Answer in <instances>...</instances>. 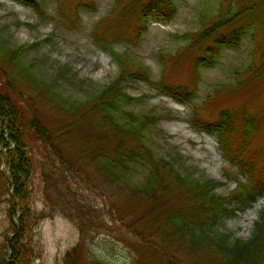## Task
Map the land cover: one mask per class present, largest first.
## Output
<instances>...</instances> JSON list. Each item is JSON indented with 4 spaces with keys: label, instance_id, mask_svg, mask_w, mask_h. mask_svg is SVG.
<instances>
[{
    "label": "trees",
    "instance_id": "trees-1",
    "mask_svg": "<svg viewBox=\"0 0 264 264\" xmlns=\"http://www.w3.org/2000/svg\"><path fill=\"white\" fill-rule=\"evenodd\" d=\"M18 1L41 9L39 0ZM57 6L59 14L65 16L69 7L77 12L93 6V0H57ZM176 10V0H118L116 21L105 30L101 29L110 18L98 24L96 41L102 45L139 41L153 14L169 20ZM263 16L264 0H244L238 8L210 19L199 31L186 33L187 44L178 52L160 54L163 70L155 81H151L145 66L113 50L121 67L120 75L81 102L61 99L52 84L22 65L24 51L38 42L14 49L7 46L0 31V143L10 172L8 180L14 188L15 215L18 209L21 212L7 238L12 255L4 264H30L27 233L34 221L47 217L35 215L30 207L32 179H40L46 208L56 210V205L62 206L59 213L72 218L74 213L69 208L72 181L91 165L100 178L118 182L121 187H127L135 168L148 173L143 186L132 187L130 193L131 197L144 200H139L143 209L136 235L156 244L155 249L165 253L170 263L180 264L177 258L200 255L215 259L218 264H264V211L248 239L232 238L219 228L225 217L236 210L249 209L264 197V147L255 146L252 141L256 134H264V61H255L243 70L240 77L245 79L238 85L225 84L211 95L203 105L208 112L206 116H202L201 108L194 110L193 125L215 132L226 160L247 178V183L238 182L229 196L216 193L215 181L201 182L180 173L168 160L156 157L146 131L159 118L136 114L131 107L126 110L135 99L124 87L129 77L137 76L180 101L192 102L201 67L213 65L223 50L241 45L248 28L256 25L258 29ZM109 34H115L117 41L108 38ZM185 67L190 70V80L181 82L178 71L181 68L187 71ZM228 92L237 99L248 94V101L233 109ZM223 98L226 105L214 108V103ZM47 105L58 116L54 119L57 122L43 114ZM90 120H96L95 126L100 128L89 125L92 128L81 141L75 133L80 128L87 129L80 126L88 125ZM77 145L82 149L81 163L85 165L78 164L74 154ZM229 201L238 207L229 208ZM75 255L73 250L68 257Z\"/></svg>",
    "mask_w": 264,
    "mask_h": 264
},
{
    "label": "rangeland",
    "instance_id": "rangeland-1",
    "mask_svg": "<svg viewBox=\"0 0 264 264\" xmlns=\"http://www.w3.org/2000/svg\"><path fill=\"white\" fill-rule=\"evenodd\" d=\"M39 1L40 10L18 0H0L1 36L7 40V46L14 49L38 42L24 51L22 65L52 84L61 99L81 102L90 94L99 93L120 75L121 67L113 50L145 66L151 81H155L162 75V52H178L187 44L186 33L199 31L210 19L238 8L244 0H176L175 15L167 20L153 14L139 41L121 40L105 45L96 41V27L110 18L101 29L105 30L116 21L118 0H93V6L77 12L69 7L65 16L59 14L57 0ZM115 34L107 37L117 41ZM255 61H264V18L258 29L256 25L248 28L241 45L223 50L213 65L201 67L192 102L180 101L137 76L124 82L125 92L135 99L126 110L131 107L136 114L159 118L157 124L146 131L156 157L168 160L177 171L201 182L215 181L219 195L229 196L236 183H247V178L226 160L215 132L193 125L194 110L199 107L202 116H206L208 112L203 105L209 97L225 84L238 85L245 79L240 77L241 72ZM185 68L187 71L182 70L184 68L178 71L181 82L190 80V70ZM228 94L233 109L248 101V94H242V99ZM224 105L225 98L217 100L213 107L219 109ZM42 112L57 122L54 119L58 116L50 106ZM89 125L94 127L98 123L90 120L88 125L80 127ZM92 127L80 128L75 134L81 141L85 140L86 131ZM252 141L255 146L264 147V134H256ZM77 149L74 154L79 159L78 164L85 165L81 163L82 149L79 145ZM1 150L0 143V264H4L12 255L7 238L14 231L21 212L18 209L15 215L11 184L5 182V175L1 179V172H5ZM147 174L135 168L127 187H121L118 182L100 178L94 165L82 170L77 180L72 181L73 190L69 193L72 218L59 213L62 206L56 205V210L46 208L40 179H32L30 190L36 200L32 196L30 207L35 215L47 217L34 221L32 230L27 233L30 264H173L165 253L155 249L156 244L151 240L145 241L136 235L143 209L140 201L144 200L131 197L130 193L132 187L143 186ZM227 206L234 209L238 204L229 201ZM263 211L264 197L251 208L236 210L224 218L219 228L232 238L247 239ZM73 250L76 255L68 257ZM177 260L180 264H208L210 261L209 264H218L215 259L200 255Z\"/></svg>",
    "mask_w": 264,
    "mask_h": 264
}]
</instances>
